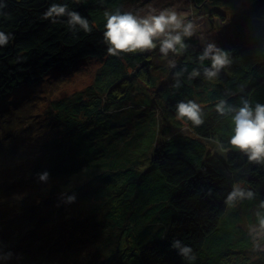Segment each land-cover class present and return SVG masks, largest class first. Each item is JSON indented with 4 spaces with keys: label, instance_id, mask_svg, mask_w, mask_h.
I'll use <instances>...</instances> for the list:
<instances>
[{
    "label": "trees",
    "instance_id": "obj_1",
    "mask_svg": "<svg viewBox=\"0 0 264 264\" xmlns=\"http://www.w3.org/2000/svg\"><path fill=\"white\" fill-rule=\"evenodd\" d=\"M136 1L0 0V31L10 35L0 46V264H264L249 235L264 164L229 144L232 115L214 107L223 99L238 110L241 97L264 104V0H192L200 10L186 49L109 55L107 15ZM54 3L91 30L70 29L66 16L45 20ZM207 42L231 65L213 80L186 72L176 87L175 72L210 66L198 62ZM88 61L99 65L89 84L35 112L36 88ZM189 99L204 109L199 127L177 118ZM237 183L256 199L229 207Z\"/></svg>",
    "mask_w": 264,
    "mask_h": 264
},
{
    "label": "clouds",
    "instance_id": "obj_2",
    "mask_svg": "<svg viewBox=\"0 0 264 264\" xmlns=\"http://www.w3.org/2000/svg\"><path fill=\"white\" fill-rule=\"evenodd\" d=\"M67 17L70 29L76 30L77 26L85 32H89L90 26L87 18L77 11H69L66 4H52L44 13L45 20L56 23L58 18ZM104 40L108 45V54L117 56L120 53L130 54L147 52L159 47V52L167 57L178 54L180 50L186 49L188 45L185 39H191L197 34V24L186 19V13L177 11L175 6L157 9L151 3L136 11H117L115 14L107 15ZM10 35L0 31V46L9 43ZM203 41V37H201ZM205 61H210V66L193 68L190 72L185 67L175 72L176 87L180 86V77L188 73V79L200 77L201 74L213 80L232 63L229 52L218 47L214 42L204 44L202 53L198 55L201 66ZM171 66L176 63L171 61ZM241 106L238 110L227 100H220L215 104V111L220 116L232 115L234 124L233 135L229 144L242 152L249 163L264 164V104L253 103L247 98L241 97ZM176 115L179 120L187 119L193 126L199 127L204 124V109L195 100L180 101L176 105ZM222 147V145H220ZM49 173L38 174L41 181L49 179ZM256 199L253 191L241 187L238 183L233 184L228 193L225 204L234 207L245 200ZM75 196L68 197V202H74ZM264 199L259 201L256 217V225L249 228V235L253 239V251H264L260 246L258 238H264ZM171 247L178 250V254L186 260H194L192 248L182 244L179 239L172 241ZM10 257V254H8Z\"/></svg>",
    "mask_w": 264,
    "mask_h": 264
},
{
    "label": "rangeland",
    "instance_id": "obj_3",
    "mask_svg": "<svg viewBox=\"0 0 264 264\" xmlns=\"http://www.w3.org/2000/svg\"><path fill=\"white\" fill-rule=\"evenodd\" d=\"M149 3H151L157 9L175 6L177 11L186 13V19L188 20H192L194 16L199 14L196 12V10H200L193 4L192 0H137L135 4L126 6V11H136L137 9H141ZM249 5H251V3ZM249 5H246V7H249ZM91 62L92 61H88L86 64H83V67L81 66L82 68L80 67V70L74 71L73 74L66 77L67 80L62 81L55 86L49 83H45L44 85H42L40 90L36 88L35 95L42 97V101L41 104H39V108H36L37 110H35V112L42 111V109L44 108V105L42 104L44 100L59 99L65 96H69L82 89V87H84L85 85L89 84L91 79L93 78L94 71L99 67V65H96V63L92 64ZM61 78L65 79L64 77H60L59 79ZM254 225L256 224H253L252 226ZM258 239L260 242V246L264 248V238Z\"/></svg>",
    "mask_w": 264,
    "mask_h": 264
}]
</instances>
